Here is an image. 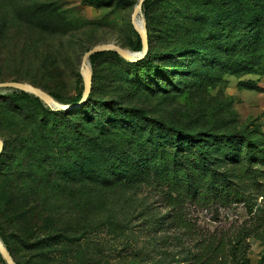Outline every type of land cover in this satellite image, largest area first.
Masks as SVG:
<instances>
[{
    "label": "rangeland",
    "instance_id": "rangeland-1",
    "mask_svg": "<svg viewBox=\"0 0 264 264\" xmlns=\"http://www.w3.org/2000/svg\"><path fill=\"white\" fill-rule=\"evenodd\" d=\"M137 3L0 0V82L27 83L71 103L83 91L84 52L111 43L136 52L131 14ZM253 5L263 28L264 0H151L152 35H163L182 12L194 25L201 20L192 11H202L212 25L217 9L242 17ZM138 15L146 32L143 4ZM87 63L89 106L68 118L54 117L47 108H55L40 99L39 107L31 94L0 89V139L10 142L0 162V212L10 210L16 186L43 217L66 224L67 239L35 263L191 264L196 243L214 234L226 244V264H264V198L247 194L228 207L182 203L181 228L178 208L167 206L162 188L149 183L154 169L147 161L154 149L196 151L201 144L215 166L217 142L207 133L264 137V75L219 72L216 84L208 86L211 76L194 86L199 66L178 56L172 64L128 65L106 54ZM227 145L254 150L238 139Z\"/></svg>",
    "mask_w": 264,
    "mask_h": 264
},
{
    "label": "trees",
    "instance_id": "trees-1",
    "mask_svg": "<svg viewBox=\"0 0 264 264\" xmlns=\"http://www.w3.org/2000/svg\"><path fill=\"white\" fill-rule=\"evenodd\" d=\"M92 1L99 6L110 2ZM150 3L151 0H145L143 3L148 39L145 57L136 62H128L114 51H107L90 56V63L94 64L96 59L106 54H113L118 61L128 65H147L155 59L168 60L172 64L178 56L188 62L189 66H199L192 72L196 82L194 86L211 76L214 77L209 79L208 86L216 84L219 72L222 75L241 73L264 75V39H259L264 34V27L259 26V18L254 15L256 5H253V10H246L242 17H239L241 11L221 12L217 9L219 19L217 18L212 25L209 19L202 20L204 18L202 11H192L191 15L194 14L201 20L194 25L183 18L185 15L182 12L176 14L169 22L163 35H152ZM239 3L238 1L236 4ZM141 48V40L137 35L134 51L140 52ZM156 69L160 71L161 67L157 66ZM92 91L91 85L86 102L78 109L61 111L48 107L47 110L58 119L68 118L89 106ZM20 94L23 97L29 96L25 92ZM81 94H78L71 103L58 95L52 93L48 95L61 104H75L80 100ZM32 100L34 104L43 108L38 98L33 97ZM111 102L114 103L113 100ZM115 106L125 110V107H120L123 106L122 103H116ZM139 114L144 117V109H141ZM205 136H210L212 141L217 142L215 166L207 161V155L202 156L201 144L195 146L196 151H182L179 147L174 151L154 149L147 159L148 164L154 169L148 179L149 183L162 188L163 201L167 206L178 208L176 221L181 228H185L184 219L179 211L182 203H192L199 207L210 205L228 207L245 200L247 194L264 198V137L258 140L244 131L209 132ZM237 139L254 150L227 145ZM2 142L0 162L10 144L7 140ZM98 145L103 147L105 144ZM11 193L10 210L0 212V240L5 243V248L15 264H36V259L47 256L53 251L54 246H61L63 240L67 239L66 224L59 218L51 220L48 216L43 217L41 208L34 200L28 196L27 200H21L16 186H12ZM44 230L49 232L43 233ZM225 245L224 240L214 234L203 237L195 245L197 252L191 256L193 259L191 264H226ZM2 264L5 262L2 261Z\"/></svg>",
    "mask_w": 264,
    "mask_h": 264
},
{
    "label": "water",
    "instance_id": "water-1",
    "mask_svg": "<svg viewBox=\"0 0 264 264\" xmlns=\"http://www.w3.org/2000/svg\"><path fill=\"white\" fill-rule=\"evenodd\" d=\"M145 0H138L137 5L135 6L132 14H131V22L133 25V28L138 33L142 48L140 52H125L120 46L115 44H101L97 45L93 48H90L84 54L81 58L80 63V70L81 73L84 75V85H83V91L81 94L80 100L75 104H61L57 101H55L51 96H49L46 92L43 90L34 87L32 85H29L27 83L19 82V81H4L0 82V89H13V90H19L28 94L33 95L34 97L40 99L48 106H51L52 108H55V110H61V111H68V110H74L81 107L87 100L90 91H91V85H92V74L88 66V59L90 56L99 53V52H105V51H114L117 53L122 59L129 61V62H136L141 59H143L148 51V39L146 32L144 30V22L142 21V29L134 26V20L135 17L139 14L141 11L142 4ZM3 149V142L0 139V153ZM0 255L2 256L4 262L6 264H15L11 257L9 256V253L3 246V244L0 241Z\"/></svg>",
    "mask_w": 264,
    "mask_h": 264
},
{
    "label": "bare ground",
    "instance_id": "bare-ground-1",
    "mask_svg": "<svg viewBox=\"0 0 264 264\" xmlns=\"http://www.w3.org/2000/svg\"><path fill=\"white\" fill-rule=\"evenodd\" d=\"M134 26L135 27H138L139 29L141 28L142 29V18L139 16V15H137L136 17H135V20H134ZM123 50H125V49H123ZM130 52V51H128V50H125V52Z\"/></svg>",
    "mask_w": 264,
    "mask_h": 264
}]
</instances>
